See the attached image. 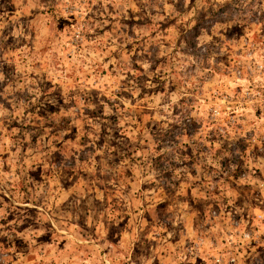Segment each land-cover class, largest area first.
I'll list each match as a JSON object with an SVG mask.
<instances>
[{
    "label": "rangeland",
    "instance_id": "374dc122",
    "mask_svg": "<svg viewBox=\"0 0 264 264\" xmlns=\"http://www.w3.org/2000/svg\"><path fill=\"white\" fill-rule=\"evenodd\" d=\"M0 264H264V0H0Z\"/></svg>",
    "mask_w": 264,
    "mask_h": 264
},
{
    "label": "built area",
    "instance_id": "2783aa9c",
    "mask_svg": "<svg viewBox=\"0 0 264 264\" xmlns=\"http://www.w3.org/2000/svg\"><path fill=\"white\" fill-rule=\"evenodd\" d=\"M98 1V0H97Z\"/></svg>",
    "mask_w": 264,
    "mask_h": 264
}]
</instances>
